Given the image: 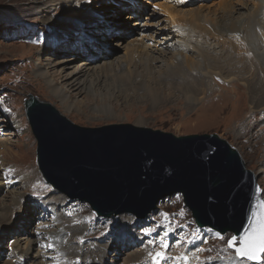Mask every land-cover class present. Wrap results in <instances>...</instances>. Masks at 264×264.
I'll return each instance as SVG.
<instances>
[{
    "label": "rangeland",
    "instance_id": "374dc122",
    "mask_svg": "<svg viewBox=\"0 0 264 264\" xmlns=\"http://www.w3.org/2000/svg\"><path fill=\"white\" fill-rule=\"evenodd\" d=\"M29 1L30 0H0V174L3 176L0 183L5 190L4 192L0 191V204L4 202L5 204L10 203L11 195L9 192L23 193L22 199L24 200L21 201L22 206L15 209L16 213L12 215L11 219L12 221H16L21 209H25L20 215L21 218H24L27 214H32L33 216L27 225V229L23 228L22 230L20 228V232L22 231L23 233H17V235H15V230L17 228L16 225L14 231L6 232L4 230H0V264H44L45 261H38V259L35 260V257L38 254L34 251L31 252L34 254V258L24 259L23 250H26L25 244L29 241L31 244H36L37 249L42 253L50 254L48 244L52 240L53 248L60 246V255L62 256L60 264H63L67 258V255L65 257L62 252L64 239L70 246L79 250L82 249V253L85 254H87V252L92 248L104 249L106 247L104 249L106 250L104 262L106 263L107 261V264H109V260H111V255L114 257L115 254H117L113 249L116 243L120 244L124 248L123 253L120 255V259H118V264H127L128 262L131 263V257L137 256L140 254L142 249H146L148 246L151 248V260L153 261L154 257L156 258V253H164L165 247L161 246L155 248L152 244L158 243L163 245L167 239L173 241V235L175 232L184 237V241L179 243L182 251L195 249V245L198 241L197 237L201 234V232L206 234L204 235V244L194 252V262H196L194 264H243V262L237 260V258L235 259V252L228 247L227 241L231 239L233 234L227 233L226 235L221 236L209 228L199 229L196 227L191 215L192 213H190L183 206V198L180 195L170 197L162 201L160 205H158L157 210L151 212L147 219L139 220L135 215H123L110 219L100 218L92 212L88 205L81 203L78 199H75L76 201H74L72 198H68L66 195L59 193L50 184L44 181L39 171L37 165L38 143L27 121L24 103L28 96H35L41 101L52 104L64 117L69 119L75 125L84 128L95 129L111 125L130 124L137 127L160 130L180 137L189 135L217 134L220 138L229 142L230 145H232L239 152L247 169L255 174L257 177V184L263 192L262 197L264 199V185L260 182L264 175L260 174L259 171V169L264 165V162L260 159L261 152L259 153L257 149H254L255 151H253V149L251 150L247 143V134H244L243 132L239 133L238 130L241 122L244 125L245 120H251L253 117V109L250 105V98L247 90L239 85V83H225L219 76L213 77L212 75H207L209 79H207L206 82L209 83L208 87H212V90L208 92L206 98L207 100L205 99L200 103H197L198 105L196 104L192 109H188L185 100H175L180 97L179 93L175 92V99L162 105L158 104L155 107H151L149 101L143 102L140 100L137 103L132 101L130 103L131 105L129 103L123 104L121 101H116L112 102L113 110L111 113L113 114L106 115L94 112L92 109H98L100 106L98 105V102H91L87 99L85 100L84 96L77 90H70L68 85H65L66 82L60 78L63 75L62 73H71L78 67V70H82L86 60L91 61L93 65L88 67L86 64V67L89 69L87 70V75H92L95 68L98 66H103L109 63L116 65L115 63L117 61L122 63L126 60V54L128 53L127 49L131 42L136 38H144L145 34L147 35V38H144V41L146 42L148 48L151 49V52L154 51V56L161 61L153 63V73L151 78L154 74H159V72L165 67V62L169 61L172 54L179 55L177 57L179 63L182 64L184 69L188 70L186 65L187 59H184L187 58L186 55L192 56L190 54H193L195 57V59L193 58V61L196 62L201 60V57L198 55L200 53L195 51V53L187 52V54H183V51H187V48H182L181 50L175 49L172 51L171 48L175 45L176 40H182L184 37L176 38L173 43H168V50L163 44L160 45L159 43L158 45L156 43L157 41L154 42L156 39H153V37L156 38L157 33L158 35L160 34V38L158 37L159 41L164 38L162 35L168 30L170 31L174 28V34L179 32L176 29L178 26L171 24L172 20L170 16H168V14L158 15L156 7L149 8L148 10L144 9L141 12L143 13L142 17H146V21L142 20L148 23V26L151 27L150 29L148 28L145 30L142 27L139 28L143 31L140 33V31H135L137 26H133L136 20L130 19L128 21L125 19V17H127V13L129 12L125 11V9L120 5L126 4L127 0H107L101 1L100 3L92 6V9L98 10V15H101L102 18L106 19L108 22H104L102 27H100L97 32L98 35H96V40L93 39V37H90V39L92 38L94 42L97 41L98 45L104 43L106 48L104 50L101 49V55L95 59L89 58L91 56V52L89 53V56H87L88 53H86L85 55H78V57H76L73 56V50L77 47L76 50L79 52L78 45H80V43L83 42V44L80 45V48H83V46H87L88 44L91 47L93 46L88 39L79 41L78 38H86V36H76L79 43L69 42V40H72L73 38L70 37L68 40L69 36L65 34L67 32H60L64 39L52 38V35L56 33L53 32L54 30L50 26L60 23L65 24V27L71 26L72 18H70L68 14L70 10L68 8L60 10V5L64 4L65 6V3L53 0L51 3L52 6L49 5L44 7L47 5V0H42L41 5L39 4L36 6L32 5L31 1ZM50 1L51 0H49V2ZM143 1L144 0H140L139 3L141 4L142 2L145 5ZM170 1L174 4L176 3L174 0ZM229 1L232 3L230 4L229 9L225 10V13L223 8L220 7L223 6L225 0H211V2L210 0H194V2L186 6L184 4L183 6L185 7H182V9L189 11V13L202 10L201 15H203V18L200 23L205 25L204 27L208 30L211 28L213 29L217 24V26H219V23L223 22L224 23L222 25L225 27L228 26L227 28H229L231 27V20H235L236 18H240L242 14H250L256 10L255 0ZM154 2L156 4H162V6L157 4L160 10H165L166 6H174L172 3H166L168 2L167 0L166 2L165 0H155ZM128 3V8H131V6L134 7L138 4L134 1H129ZM54 5L57 6L55 7ZM49 7L52 8L48 9ZM114 8H120L121 10L115 14L112 13L111 15H108V13L113 11ZM262 8L261 11L264 13V9ZM131 10L133 9H130V11ZM138 10L140 9L135 8V11ZM152 15L154 16L152 17ZM51 16L52 19L55 20L54 24L49 26L50 23L48 20L50 21ZM229 16H232V18ZM112 17L113 21H111ZM107 18H110V20ZM185 20L187 21V25L181 24V26H186L189 29V34L186 36L184 42L191 41L195 49L200 48V39L203 28H197L194 26L193 24L195 23L191 21L190 16ZM114 22H117L121 26L122 30L117 31L114 29L116 28ZM242 22L243 20L241 23ZM244 23H248V20L245 19ZM107 25L112 26L109 31H107L108 28L107 30L105 29ZM238 26L240 30L236 32V38H243L241 36V32L242 35L246 34L242 28L244 26L243 24H238ZM245 27L249 28L250 26ZM70 28L72 32L75 33L76 29L72 27ZM105 30L107 31L106 34ZM179 30H183V27L179 28ZM259 30L262 32V29L257 28L255 35L257 36L258 34V36L261 37L262 35ZM150 35L151 37H149ZM106 36L108 37V40L110 39V41L103 40ZM50 38H52V40L48 42V46L55 47L51 49V51L54 52L47 54V50L49 49L44 50L43 46ZM77 39L75 40L77 41ZM65 40L68 41L65 42ZM60 44L65 50L59 47ZM98 45L95 43V51H98ZM95 46L97 48H95ZM43 50L45 52H42ZM95 51H92V56L95 55ZM159 51L167 53L160 54ZM151 52L150 54H152ZM181 52L183 55H181ZM104 53H108V56H103L102 54ZM106 57H108V59H106ZM134 57H137V55H134ZM65 58L73 59V61L67 62V68L61 70L66 64V62L61 63V60ZM117 58L119 60H117ZM190 60H192V58ZM139 61L140 59L136 60L138 65L141 64ZM95 62L98 64L100 63V65L95 64ZM55 65H57L55 69L51 70V68ZM92 67H94V69H92ZM39 68H41V70H51L52 77L49 78L52 81L51 85L48 81L40 79L37 76L38 74L36 70ZM124 70L128 71V66H125ZM115 72L117 73L119 70ZM246 77L248 78V76ZM228 81L231 80L229 79ZM236 82L242 83L243 81L238 80ZM51 86H55V88H51ZM56 90L67 96L66 100L68 102L70 101V110L68 109V104L62 103L60 98L55 97L54 93ZM79 106L84 108L87 114L84 115L82 113V115L78 111L79 109H76ZM138 121H143L144 126H138ZM261 123H264V111L261 113L258 112L256 118L254 116L253 120L247 124H250L248 131L252 130L253 125L255 127V125L259 124L257 126L258 128H256L257 130L255 129V131L262 133L264 131V126L261 125ZM27 176H30L28 180L22 181L23 177L25 178ZM10 183H12V185H10ZM52 195H56L58 197L63 195V197L67 198L68 202L65 204L62 203L61 208H58L59 211L56 209H54L55 212L49 210L48 207L45 208L44 206H46V199ZM127 217H132V219L135 220L126 229L124 227H120L119 223L123 220H125L124 224H128ZM121 219L123 220L121 221ZM19 221L20 220L15 222L18 227L21 225L19 223L22 222ZM135 221L137 223H135ZM172 224L181 225L173 227ZM74 226L77 230H73V233L69 231L68 228H74ZM59 227L61 229H59ZM62 230L68 234L63 235ZM28 232L32 233L29 234ZM43 232H50L54 234H50L48 237L50 240H48L44 236L45 233L43 234ZM146 232H150L151 235H146ZM38 233H41L39 234V237ZM128 233H132L135 236L129 239L127 236ZM22 237L28 239L26 240V243H23L24 248L21 250L20 245L22 246V244L20 243V245L17 246V243L20 242ZM141 238H144V245H138V240ZM153 240L154 242H152ZM113 241L115 244H113L112 247L108 246ZM133 242L135 245L132 247ZM135 253L138 254L135 255ZM54 260L56 259L50 258L46 259V262L50 263ZM78 261H80L81 264H83V262L84 264H88L81 254H79ZM110 263L117 264L113 260H111ZM246 263L249 264L248 261H246Z\"/></svg>",
    "mask_w": 264,
    "mask_h": 264
},
{
    "label": "bare ground",
    "instance_id": "6f19581e",
    "mask_svg": "<svg viewBox=\"0 0 264 264\" xmlns=\"http://www.w3.org/2000/svg\"><path fill=\"white\" fill-rule=\"evenodd\" d=\"M30 1H31V4L35 6L39 4L41 5L42 3V0H30ZM55 1L56 2L60 1V2L65 3V6L64 4L60 5L61 7L60 10H62L63 8L65 9L68 8L70 10V12H68L69 17L72 18L70 27L75 28L76 31L75 33H73L71 28L69 26L65 27L64 26L65 24L63 23L50 26L51 24H54V20H55V19L53 20L51 16L50 21L48 20V22L50 23L49 26L52 27L54 30L53 32L56 33L52 35V38L64 39V37L60 34V32H67L65 34L69 36L68 40L70 39V37L73 38V39L71 38L72 40H69V42L79 43V41L81 40L88 39L89 42L93 46L91 47L88 44L87 46H83V48L82 47L80 48V45L83 44L82 42L80 43V45H78L79 52L78 50H76L77 47L75 48V50H73V54H74L73 56L78 57V55H85L86 53H88L87 56H89V53L91 52L90 53L91 56L89 58L95 59L96 57L101 55V49L104 50L106 47L104 46V43H101L98 45L97 41L94 42L93 39L96 40V35H98L97 34L98 30L100 29V27H102L104 22L107 23L108 21H106V19H103L101 15L99 16L98 10L92 9V6L97 3H100L101 1H107V0H55ZM129 1H134V2H137L138 4H136L134 7L130 5L131 8H128ZM154 1L155 0H144L143 1L145 3L144 5L142 2L141 4L139 3L140 0H127L126 4L120 5V6L124 8L125 11L129 12L127 13V17H125V19H127L128 21L130 19L136 20L133 26H137L135 31H138V32L140 31V33H142L143 31L142 29H139V28L142 27L145 30L148 28L150 29L151 27V26H148V23L144 22L146 21V17H142L143 13L141 12L144 9L148 10L149 8L156 7V9L157 8L159 9V11L156 10L158 15L168 14V16H170L172 20L171 24H175L176 26H178V28L176 29L179 32H176L174 34L173 33L174 28L171 29L170 31L168 30L165 32L167 34L164 33L162 35L164 38L159 41H158V37L160 38V34L158 35L157 33V37L156 38L153 37V39H156L154 40V42L157 41L156 43L158 45L159 43L160 45L163 44L165 48L168 50V46H167L168 43H171V42L173 43L176 40V38L184 37L182 40L180 39L176 40L175 45L171 48L172 51H174L175 49L181 50L182 48H187V51L184 50L183 54H187V52L195 53V51H198L200 53L198 55L201 57V60H198L195 62L193 61V58L195 59L193 54H190L192 56L186 55L187 58H184V59H187L186 60L187 64L186 63L185 64L187 65L188 70H186L184 69V67H182V64L179 63V60L177 59L179 55L172 54V56H170L171 59L169 58V61L165 62V67L159 72V74L158 75L154 74L153 77L151 78L152 73H153V69H152L153 63L159 62L160 60L154 56V51L151 52V49L148 48L146 42L144 41V38L145 39L147 38V35L145 34V37L143 36L144 38H140V39L136 38L135 40L131 42V44L128 46V49H127L128 53L126 54V60H124V62L119 63L120 61H117L115 63L114 61L116 65H113V63H109L103 66H98L95 68L94 73L92 75L89 74L90 75L89 76L87 75V70H89L88 67H91L93 65L91 61L86 60V63L84 64V68L82 70H78L79 68L78 67L76 70H73L71 73L69 72L67 74H64L65 73L64 72L62 73L63 75L61 74L62 76L60 78L66 82L65 85H68L70 90H77L79 93H81L84 96L85 100L87 99L91 102H98V105L100 106L98 107V109L93 108L92 110L94 112L111 115L113 114L111 113L113 110L112 102L121 101L123 104L124 103L130 104L132 101H134V103H137L141 100L143 102L149 101V103L151 104V107H155L158 104L162 105V104H165L166 102H169L170 100L175 99L174 97L176 95L175 92L179 93L181 97L175 100H181V99L182 101L185 100L188 109H192L197 103H200L201 101L205 100L207 98L208 92L212 90L211 89L212 87L210 86L211 88H209L208 87L209 83L206 82L207 79H209L207 75H212L213 77L214 76L221 77L225 83H230V84L239 83V85H241L244 89L247 90L249 94V98H250V105L252 106V109H253V112H252L253 117L255 116L256 118L258 112L260 113L263 112L264 111V13H262L263 11H261V8L263 7L262 9H264V0H255L256 10L253 11L252 13L242 14L240 18H236L235 20L230 21L229 19V21L231 22V27L227 28L228 26L227 27L223 26L222 25L224 23L223 22V23H219V26H217L218 24L214 26L213 29L209 28L210 30L204 27L205 25H202L200 23L201 19L203 18V15H201L202 10H197L195 12L189 13V11L182 9V7H185L186 5L194 2V0H174L176 1L175 4L171 2L170 0H167L168 2H166L165 0L166 3L174 4L173 7L166 6L165 10H160L157 4L160 6H162V4H159V3L156 4ZM52 2L53 0H51L50 2L49 0H47V5H45L44 7L49 6V5L52 6L51 4ZM231 3H232L231 1L225 0V2L223 3V6H220L221 8H223L224 13H225V10L229 9ZM184 4L185 6H183ZM51 8L52 7H49L48 9H51ZM135 8H139L140 10L135 11ZM130 9H133V10L130 11ZM119 10L121 9L114 8L113 11L108 13V15H111L112 13L115 14ZM91 15L92 16L94 15V16L92 17ZM153 16L154 15H152V17ZM189 16L191 17V21L195 23L193 24L194 26H196L197 28H203V32L201 33V39H200L201 41L200 48L195 49L191 41L184 42L186 39V36H188L189 34V29L186 26H181V24L187 25V21L185 19H187ZM229 17L232 18V16H229ZM107 19L110 20V18H107ZM112 19L113 17L111 18V21H113ZM245 19L248 20V23H244ZM242 20L243 22L241 23ZM114 24L116 25L115 26L116 28L114 29H116L117 31L122 30L121 26L117 22H114ZM238 24L239 25L243 24L244 26L242 27L244 30L241 28L244 32H246V34H243V35L241 32V36L243 38L241 37L236 38V32L240 30V28H238L239 27ZM245 26L247 27L250 26V27L246 28ZM111 27H112L111 25H107L105 29L107 30L108 28L107 31H109ZM181 27H183V30H179V28ZM257 28L262 29V32L261 30H259L261 32L262 38L259 37L258 34L257 36L255 35ZM106 30H105V34L107 33ZM86 31H89V32H86ZM90 31H91V34H90ZM78 35L80 37L81 35H84L86 36V38H78L79 39L78 41L76 37ZM90 37H93V39L92 38L90 39ZM149 37H151V35ZM52 38H50L43 46L44 50L49 49L47 50V54L54 52V51H51V49H53V47L55 46H48V42H50ZM75 39H77V41ZM68 40H65V42ZM103 40H108V37L106 36V38H104ZM108 41H110V39ZM95 43L98 45L97 46L98 48L95 46V48H97L98 51H95L94 49ZM59 47L65 50L64 47L61 46V44ZM44 50L42 52H45ZM93 50L95 51L94 56H92ZM150 52L152 54H150ZM159 53L166 54L167 52L159 51ZM183 54L181 52V55ZM102 55L108 56V53H104ZM134 55H137V57H134ZM191 58L192 60H190ZM106 59H108V57H106ZM137 59H140L141 61V62L139 61V63H141L140 65L136 63ZM117 60L119 59L117 58ZM72 61L73 59H70V58L62 59L61 63L66 62V64L64 67H62L61 70H63L64 68H67L68 66L67 62H72ZM86 64L88 67H86ZM95 64L100 65V63L98 64L97 62H95ZM56 66L57 65H55L54 67L52 66L53 68H51V70H54ZM125 66H128V71L124 70ZM94 67H92V69H94ZM51 70L50 69L41 70V68H39L36 70L38 74L37 76L40 79L48 81L49 84L51 85L52 81L49 79L52 77ZM118 70L119 72L116 73L115 71H118ZM246 76H248V78ZM229 79L231 81H228ZM238 80L240 81L242 80L243 82L242 83L236 82ZM51 88H55V86H51ZM54 94L56 98L57 97L60 98L62 103L64 104L66 103L69 105L70 101L68 102L66 100L67 96L63 95V93L56 90ZM70 108L71 107L69 105L68 109L70 110ZM76 109H79L78 111L81 114L82 113L84 115L87 114L85 109L80 106L77 107ZM253 117L251 120H253ZM251 120L249 119L245 120L244 125L241 122L240 127H238L239 128L238 130H239V133L243 132L244 134H247L246 136L248 137L247 143H248L249 148L251 150L253 149V151H255L254 149H257L259 153L261 152L260 159L262 160V162H264V131L262 133L255 131V129L258 128L257 126L259 124L255 125V127L253 125L252 130L248 131L250 124L249 125L247 124L250 123ZM137 125L144 126L143 121H138ZM261 125L264 126V123H261ZM259 171H260V174L264 175V165L262 166V168L259 169ZM29 177L30 176H27L25 178L23 177L22 181L28 180ZM1 178H3V176L0 174V180ZM263 178L264 177H262L260 181L262 185H264ZM10 185H12V183H10ZM0 191L1 192L5 191L3 187L1 186V183H0ZM9 193L11 195L10 203L5 204L4 202L0 204V230L1 231L4 230L6 232L14 231L15 225H16L17 228L15 230V235H17V233H23L22 231L20 232L21 229L22 230L23 228L27 229V225L31 221L33 216L32 214H27L24 218H21L20 215L25 210V209L23 210L21 209V211L19 212L20 214L18 213L19 214L18 218L19 217L20 218L19 219L17 218L16 221H12L11 219L12 215L16 213L15 209L22 206L21 201L24 199H22L23 193H19V192H9ZM46 200H47L46 206L44 207L45 208L48 207L49 210H52V211H54V209L59 211V209L61 208V204L62 203L65 204L66 202H68L67 198L63 197V195H60L59 197L56 195L54 196L52 195ZM125 215H128V214H125ZM18 220L22 221V222L19 221L20 222L19 224H21L20 227H18L17 223H15V222H18ZM122 220L123 219H121V221ZM127 220H128L127 221L128 224H124L125 220H123L122 222L119 223V226L124 227L126 229L130 224H132V222L135 219L133 220L132 217L131 218L127 217ZM135 223L137 222L135 221ZM172 225L173 227H178L181 224L179 225L172 224ZM59 229L61 228L59 227ZM68 229L71 232H73V230H77L75 226L74 228H68ZM28 233L30 234L32 232H28ZM44 233L45 232H43V234ZM39 234L41 233H38V237H39ZM50 234H54V233L46 232L44 234L46 239L50 240V238H48ZM67 234H68L67 232L63 231V235H67ZM204 235L206 234L201 232V234L197 237L198 241L195 245V249H190L188 251H182L179 243H182L184 241V237L182 235L180 236L177 232H175L173 235V241L170 239H167L166 242L163 243V245L158 244V243L152 244V245H154L155 248L167 245V248H164V254L166 256L165 264H183V263L194 264L196 263L194 262L195 261L194 252L198 250V248L204 244ZM127 236L130 239L135 235H133L132 233H128ZM27 239L28 238L22 237L20 239V242L17 243V246H19L20 243L22 244V246L20 245L21 250L22 248H24L23 243H26ZM152 242H154V240ZM52 243H53V240L50 241L48 244L49 245L48 250L50 254H44L37 249L36 244L34 243L31 244L28 241V243L25 244L26 250H23L24 259L34 258L33 256L34 254L31 253L34 251V252H37L38 254L35 257V260L38 259V261H45L44 264H60L62 261L61 260L62 256L60 255L61 253L60 246L53 248ZM113 244H115L114 241L110 243L108 246L112 247ZM134 245L135 243L133 242L132 247ZM138 245H144V238H141L138 240ZM104 249L92 248L87 252V254H85V253H82L81 251L82 249L79 250L73 246H70L67 242H65V239H64L63 245H62V252L64 253L65 257L67 255V258H66V261L63 262V264H81L80 261H78L79 254H81L84 257V259L86 260V262H88V264H107V261L106 263L104 262L105 252H106V250ZM113 249H114V252H116L117 254H115L114 257L111 255L110 258L111 260H113L114 262L118 264V259H120V255L123 253L124 248L120 244L116 243ZM51 253H54V254H51ZM136 254L138 253H135V255ZM50 258L56 259V260L50 263L46 262V259H50ZM155 259L156 258L154 257V260ZM111 260H109V264H111L110 263ZM154 260L153 261L151 260V248L150 246H148V248L142 249L140 251V254H138L137 256L131 257V263L128 262L127 264H153ZM243 264H247L246 261H243Z\"/></svg>",
    "mask_w": 264,
    "mask_h": 264
},
{
    "label": "water",
    "instance_id": "95a60500",
    "mask_svg": "<svg viewBox=\"0 0 264 264\" xmlns=\"http://www.w3.org/2000/svg\"><path fill=\"white\" fill-rule=\"evenodd\" d=\"M24 110L44 181L98 217L143 220L181 195L200 229L243 236L249 209L259 215L264 206L257 177L217 134L180 137L130 124L84 128L32 95Z\"/></svg>",
    "mask_w": 264,
    "mask_h": 264
},
{
    "label": "snow or ice",
    "instance_id": "6c2138e0",
    "mask_svg": "<svg viewBox=\"0 0 264 264\" xmlns=\"http://www.w3.org/2000/svg\"><path fill=\"white\" fill-rule=\"evenodd\" d=\"M156 10L159 11L158 8ZM249 211L248 227L243 236L233 235L227 244L235 252L237 260L241 262L246 260L249 264H264V206L259 215L255 208H250ZM146 235L151 233L146 232ZM164 247L167 248V245ZM165 260L164 253H156L153 264H165Z\"/></svg>",
    "mask_w": 264,
    "mask_h": 264
}]
</instances>
